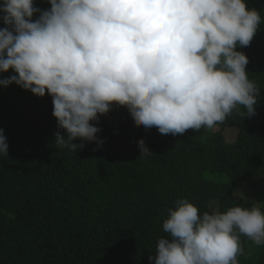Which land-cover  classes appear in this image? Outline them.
Returning a JSON list of instances; mask_svg holds the SVG:
<instances>
[{
    "label": "clouds",
    "instance_id": "9594fccd",
    "mask_svg": "<svg viewBox=\"0 0 264 264\" xmlns=\"http://www.w3.org/2000/svg\"><path fill=\"white\" fill-rule=\"evenodd\" d=\"M49 3L41 10L34 0L0 2V73H15L0 85L15 83L45 102L48 118L65 130L54 134L57 148L102 145L96 135L101 129L90 122L114 105L126 107L136 126L173 136L212 129L237 106L255 113L260 89L248 77L249 58L237 50L250 45L261 24L260 11L247 0ZM78 139L82 143H74ZM138 148L139 156L153 153L143 138ZM0 154L8 155L3 129ZM218 209L200 214L188 199H177L162 224L167 236L158 239L149 260L238 264L240 235L258 249L264 245L259 207Z\"/></svg>",
    "mask_w": 264,
    "mask_h": 264
},
{
    "label": "trees",
    "instance_id": "16d2710c",
    "mask_svg": "<svg viewBox=\"0 0 264 264\" xmlns=\"http://www.w3.org/2000/svg\"><path fill=\"white\" fill-rule=\"evenodd\" d=\"M247 5L260 11L261 24L250 45L237 50L249 58L248 77L261 95L253 115L237 106L212 129L164 135L136 126L126 107L114 105L90 122L103 144L84 141L73 152L55 146L54 134L65 130L48 118L43 100L15 83L0 85V129L8 143V155L0 154V264H154L148 257L167 236L162 224L177 199H188L200 214L239 204L264 211V0ZM34 6L51 7L49 0ZM13 74L9 69L0 79ZM226 128L236 130L233 141ZM140 138L151 155L139 156ZM251 242L240 235L237 260L264 264V245Z\"/></svg>",
    "mask_w": 264,
    "mask_h": 264
},
{
    "label": "rangeland",
    "instance_id": "374dc122",
    "mask_svg": "<svg viewBox=\"0 0 264 264\" xmlns=\"http://www.w3.org/2000/svg\"><path fill=\"white\" fill-rule=\"evenodd\" d=\"M196 132H202V131L199 130V131H196ZM223 133H224V136H225V138H226L227 141H233L234 138H235V136H236V130L235 129H231V128H226L223 131ZM208 178L213 179V180H216V181H222V180L224 181V180H226L225 176L224 175H221L219 173H210V174H208ZM253 181H254V178L251 179V180H249L247 182L248 183V185H247V189L248 190L250 189V185H252ZM243 183H244V180L238 181V184L240 186H242ZM257 207H259V206H257ZM259 208L261 209V207H259ZM261 211L263 212L262 209H261ZM250 246H254V248H256L255 242L252 241L251 244H250Z\"/></svg>",
    "mask_w": 264,
    "mask_h": 264
}]
</instances>
